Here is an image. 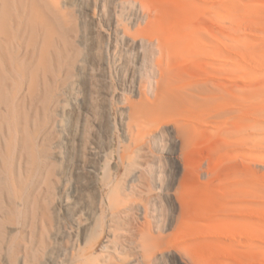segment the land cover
Returning a JSON list of instances; mask_svg holds the SVG:
<instances>
[{"label":"rangeland","instance_id":"rangeland-1","mask_svg":"<svg viewBox=\"0 0 264 264\" xmlns=\"http://www.w3.org/2000/svg\"><path fill=\"white\" fill-rule=\"evenodd\" d=\"M44 4L25 9L31 44L44 21L29 94L51 65L58 86L46 244L103 264H264V131L248 127L264 117V0ZM107 174L115 220L97 208Z\"/></svg>","mask_w":264,"mask_h":264},{"label":"bare ground","instance_id":"bare-ground-1","mask_svg":"<svg viewBox=\"0 0 264 264\" xmlns=\"http://www.w3.org/2000/svg\"><path fill=\"white\" fill-rule=\"evenodd\" d=\"M28 1L0 0V5L9 3L7 23H0V259L3 256L5 261L14 264H89L91 261L103 264L107 261L105 257H93L92 249L60 251L56 254L51 245L46 244L48 240L44 235L49 228L46 201L50 189L42 188L40 178L57 148L54 139L57 124L50 118V109L54 105V92L58 91V86L51 65L50 73L43 76L41 81L38 79L34 93L32 96L29 94L28 81L37 64L39 51L37 35L40 38L44 21H38L36 40L31 44L32 35L26 23L28 16L25 9ZM37 1L44 2L45 9L50 13L48 15L55 17L49 7L55 8L57 0ZM263 63L264 59L255 61V70L262 77ZM134 115L131 116V123L136 124ZM248 127L251 132L258 129L264 131V117L249 120ZM134 164L128 163V167L132 169ZM8 167H11L9 178L6 177ZM110 176H105V186L109 192L106 196L103 192L99 193L97 208L102 213L105 206L108 207L110 218L115 220L120 181L117 176L115 179ZM7 227L16 232L9 240L4 236ZM103 233L104 238H101L99 245L108 249L105 246L109 243L107 231Z\"/></svg>","mask_w":264,"mask_h":264}]
</instances>
